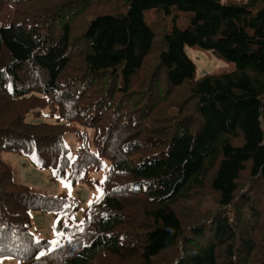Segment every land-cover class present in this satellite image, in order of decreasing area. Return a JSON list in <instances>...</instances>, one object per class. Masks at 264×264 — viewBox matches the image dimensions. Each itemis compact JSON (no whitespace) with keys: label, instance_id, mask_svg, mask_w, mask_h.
I'll use <instances>...</instances> for the list:
<instances>
[{"label":"trees","instance_id":"16d2710c","mask_svg":"<svg viewBox=\"0 0 264 264\" xmlns=\"http://www.w3.org/2000/svg\"><path fill=\"white\" fill-rule=\"evenodd\" d=\"M7 4L0 259L264 264V0H0V13ZM152 8L192 16L158 38ZM185 45L235 68L195 78ZM66 134L80 140L73 159ZM5 151L73 184L106 159L103 195L70 219L73 199L32 191ZM32 210L57 216L58 246L31 232Z\"/></svg>","mask_w":264,"mask_h":264},{"label":"rangeland","instance_id":"374dc122","mask_svg":"<svg viewBox=\"0 0 264 264\" xmlns=\"http://www.w3.org/2000/svg\"><path fill=\"white\" fill-rule=\"evenodd\" d=\"M14 13V5L7 4L0 13V23L8 25ZM191 13L187 11H179L172 9L170 13L165 14L162 10L152 8L145 11V20L150 27L156 32L159 38L163 33L171 32L174 26L178 29H184L190 21ZM185 52L195 64V78H200L206 73H218L231 71L235 68L232 61L214 54L211 50L203 49L195 45H185ZM93 138V129L83 128ZM65 141L69 148V158L73 159L80 146V140L76 139L72 134L65 135ZM3 159L14 170L16 179L29 187L32 191L50 194L65 195L73 199L76 206L75 210L70 213V219H80L85 207L99 195L101 191V183L108 168L109 161L103 159L104 167L101 170L88 171L90 181H78L75 184L68 180L67 176L62 178L54 176V170L47 167L37 165L32 155L23 152L5 151ZM66 182L70 185L66 187ZM58 222L57 216L43 210H32L30 212V230L36 238H43L50 242L58 240L59 235L55 230ZM63 222H69L63 219ZM16 260L12 257H2L0 264H13Z\"/></svg>","mask_w":264,"mask_h":264},{"label":"snow or ice","instance_id":"6c2138e0","mask_svg":"<svg viewBox=\"0 0 264 264\" xmlns=\"http://www.w3.org/2000/svg\"><path fill=\"white\" fill-rule=\"evenodd\" d=\"M70 186L67 182H66V187ZM103 195V191L101 190V196ZM97 201L100 199V197L98 196L97 198ZM58 235L62 236L63 233H58ZM53 245H59V241L58 240H54L52 241ZM41 255H45V253H41ZM8 257H5V259H7Z\"/></svg>","mask_w":264,"mask_h":264}]
</instances>
